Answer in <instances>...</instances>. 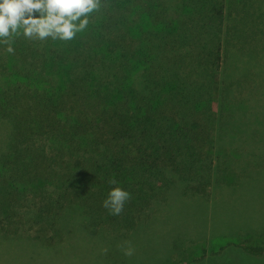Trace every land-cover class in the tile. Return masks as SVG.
I'll list each match as a JSON object with an SVG mask.
<instances>
[{"label": "trees", "instance_id": "1", "mask_svg": "<svg viewBox=\"0 0 264 264\" xmlns=\"http://www.w3.org/2000/svg\"><path fill=\"white\" fill-rule=\"evenodd\" d=\"M177 2L102 0L71 41L0 44V122L12 125L0 154L5 237L57 245L69 208L128 236L173 187L207 192L251 176L220 142L246 77L220 71L229 49L263 38L264 0ZM114 187L131 194L120 215L103 207ZM229 252L258 258L264 245L231 241L192 264Z\"/></svg>", "mask_w": 264, "mask_h": 264}, {"label": "rangeland", "instance_id": "2", "mask_svg": "<svg viewBox=\"0 0 264 264\" xmlns=\"http://www.w3.org/2000/svg\"><path fill=\"white\" fill-rule=\"evenodd\" d=\"M171 2L175 9L177 0ZM262 37L253 49H229L220 71V78L228 81L246 77L232 88L228 129L220 142L236 151L239 165L250 177L239 186L207 192L186 194L182 185L173 187L164 200L154 204L150 218L128 236L90 226L79 208L64 211V239L54 246L23 236L5 237L0 232V264H192L204 250L211 253L231 241L264 245ZM11 130V123L1 120L0 154L7 148ZM126 241L131 242V256L124 254ZM206 258L197 264H264V256L251 258L236 252Z\"/></svg>", "mask_w": 264, "mask_h": 264}, {"label": "clouds", "instance_id": "3", "mask_svg": "<svg viewBox=\"0 0 264 264\" xmlns=\"http://www.w3.org/2000/svg\"><path fill=\"white\" fill-rule=\"evenodd\" d=\"M102 6V0H0V44L7 46L8 53H14L12 44L15 37L71 41L87 29L90 17ZM109 183L117 182L110 180ZM130 199L128 191L114 187L103 201V207L111 215H120ZM124 243L128 245L123 249L124 254L131 256V242ZM103 251L106 253L107 249Z\"/></svg>", "mask_w": 264, "mask_h": 264}]
</instances>
